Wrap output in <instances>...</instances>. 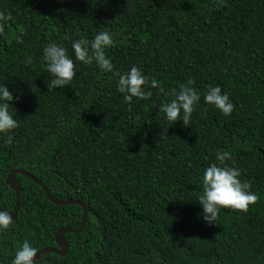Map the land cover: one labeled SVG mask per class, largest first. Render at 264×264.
Returning <instances> with one entry per match:
<instances>
[{
	"label": "trees",
	"instance_id": "obj_1",
	"mask_svg": "<svg viewBox=\"0 0 264 264\" xmlns=\"http://www.w3.org/2000/svg\"><path fill=\"white\" fill-rule=\"evenodd\" d=\"M217 3L0 0L13 18L0 34V85L14 97L9 112L19 125L10 145L0 134V211H14L6 179L18 169L51 196L88 207L84 230L61 236L67 254L35 264H264V0ZM100 31L113 38L105 49L112 72L81 64L72 50ZM51 43L76 64L71 84L53 92L42 59ZM133 66L164 91L146 87L148 100L125 102L117 73ZM189 80L201 100L185 127L159 109ZM210 86L229 95L230 116L204 103ZM225 151V165L240 170L258 201L246 213L222 209L208 224L197 198L204 170L222 166L216 155ZM15 180L21 204L0 230V264H12L25 241L57 248L58 230L81 225V206H57L32 180Z\"/></svg>",
	"mask_w": 264,
	"mask_h": 264
},
{
	"label": "clouds",
	"instance_id": "obj_2",
	"mask_svg": "<svg viewBox=\"0 0 264 264\" xmlns=\"http://www.w3.org/2000/svg\"><path fill=\"white\" fill-rule=\"evenodd\" d=\"M224 6V0H218L216 7ZM12 16L0 12V34L5 31V25L11 21ZM67 39V37H66ZM21 43L22 40H17ZM113 44L112 35L107 31L98 32L94 39H78L72 43L75 60L84 65H95L102 72H112L113 65L106 57L105 49ZM42 59L45 62L46 70L52 79L47 81L49 92L57 88L69 86L76 76V64L69 57L67 50L56 43L48 44L43 48ZM117 91L124 96L127 103H132L133 98L137 100H148L152 96L151 91L146 87L159 89L163 92L160 82L147 77L135 66L128 72L119 74ZM194 81L189 80L182 84L179 90H171L172 99L161 105L159 111L164 114L167 121L174 124L178 120L183 121L186 127L195 106L201 100V94L192 86ZM14 97L5 85H0V134L6 136L5 143L11 144L13 137L10 133L19 125L17 120L9 112ZM206 105L215 107L225 117L234 111V105L227 93H222L219 86H210L203 94ZM220 165L211 164L204 170L202 177V192L197 201L202 208V218L208 224H215L222 209H230L237 212H247L251 205L258 201L256 194L250 192L251 184L247 181L241 182V172L238 168L226 166L225 161L231 160L228 152H218L216 155ZM13 223V218L7 211H0V230H7ZM61 238V237H60ZM62 239V238H61ZM58 249V246H57ZM38 249L25 241L16 250L12 264H35V257Z\"/></svg>",
	"mask_w": 264,
	"mask_h": 264
},
{
	"label": "water",
	"instance_id": "obj_3",
	"mask_svg": "<svg viewBox=\"0 0 264 264\" xmlns=\"http://www.w3.org/2000/svg\"><path fill=\"white\" fill-rule=\"evenodd\" d=\"M16 174H20V175H23L25 176L26 178L32 180L33 182H35L37 185H39L43 191H44V194L46 196V198L52 202L53 204L57 205V206H70V205H78V206H81L82 209H83V213H82V217H81V225L78 229H72L70 226H67V227H64V228H61L60 230L57 231L56 235H55V241H56V244L58 246V249L57 248H43L41 250L38 251L37 253V256L34 258L35 259V262L36 260L41 256V255H44V254H50V253H53V254H57L59 256H65L68 252V242L64 239H61L60 237L66 233H81L85 226H86V223H87V216H88V207L87 205L80 201V200H74V199H67L65 201H62V200H59L53 196H51L49 194V191L48 189L46 188V186L39 180L37 179L36 177H34L32 174L22 170V169H18V170H12L10 171V173L8 174L7 176V179H6V183L7 185L15 192V195H16V203H15V208H14V211L12 212L11 216L12 218L14 219L18 213V210H19V207H20V204H21V190L19 188V186L17 185L16 183V180H15V175ZM87 242H85L86 244Z\"/></svg>",
	"mask_w": 264,
	"mask_h": 264
},
{
	"label": "flooded vegetation",
	"instance_id": "obj_4",
	"mask_svg": "<svg viewBox=\"0 0 264 264\" xmlns=\"http://www.w3.org/2000/svg\"><path fill=\"white\" fill-rule=\"evenodd\" d=\"M12 214V213H11Z\"/></svg>",
	"mask_w": 264,
	"mask_h": 264
}]
</instances>
